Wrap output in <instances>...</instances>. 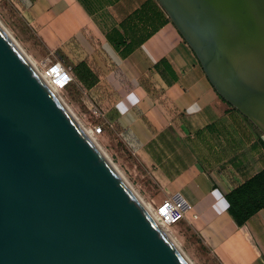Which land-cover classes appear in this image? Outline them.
I'll return each mask as SVG.
<instances>
[{
    "label": "water",
    "instance_id": "water-1",
    "mask_svg": "<svg viewBox=\"0 0 264 264\" xmlns=\"http://www.w3.org/2000/svg\"><path fill=\"white\" fill-rule=\"evenodd\" d=\"M264 134V0H159ZM0 264H188L0 27Z\"/></svg>",
    "mask_w": 264,
    "mask_h": 264
},
{
    "label": "crops",
    "instance_id": "crops-1",
    "mask_svg": "<svg viewBox=\"0 0 264 264\" xmlns=\"http://www.w3.org/2000/svg\"><path fill=\"white\" fill-rule=\"evenodd\" d=\"M11 1L139 146L159 194L192 205L187 220L217 260L264 264V208L240 226L227 200L264 172V134L217 92L159 0Z\"/></svg>",
    "mask_w": 264,
    "mask_h": 264
},
{
    "label": "rangeland",
    "instance_id": "rangeland-1",
    "mask_svg": "<svg viewBox=\"0 0 264 264\" xmlns=\"http://www.w3.org/2000/svg\"><path fill=\"white\" fill-rule=\"evenodd\" d=\"M0 21L23 50L38 62V65L46 60L51 61L50 64L43 67V70H47L49 65L57 62H61L69 68V60L66 56H62L61 60L43 48L34 28L11 0H0ZM58 92L85 127L96 137L98 144L127 180L147 202L160 204L172 196L171 194H159L160 187L153 173V168L143 160L139 146L130 136L107 122L99 106L93 102L86 87L74 79L65 89ZM96 111H99V114L95 113ZM94 125L101 126L103 128L102 133L95 135L91 131ZM173 233L194 264H221L193 229L187 220V216L173 226Z\"/></svg>",
    "mask_w": 264,
    "mask_h": 264
},
{
    "label": "bare ground",
    "instance_id": "bare-ground-1",
    "mask_svg": "<svg viewBox=\"0 0 264 264\" xmlns=\"http://www.w3.org/2000/svg\"><path fill=\"white\" fill-rule=\"evenodd\" d=\"M0 27L3 31L7 34V36L11 39V41L15 44L18 50L22 53L24 58L29 62V64L33 67V69L37 72L40 78L44 81L47 85L49 90L62 102L65 108L69 111V113L73 116L75 121L78 123L82 131L86 134L88 139L94 144L100 154L104 157V159L112 166L114 171L119 175V177L123 180L126 184L128 189L132 192L133 196L137 199V201L142 205V207L146 210V212L150 215V217L154 220L157 226L163 231V233L167 236L170 240L172 245L175 249L180 253V255L185 259L188 264H194L191 258L184 252L180 244L178 243L174 233L173 227L167 226L163 223L162 219L159 217L157 213V209L154 208L152 203L147 202L139 193L138 191L132 186V184L127 180L124 174L120 171V169L116 166V164L111 160V158L107 155V153L103 150V148L98 144L96 137L85 127V125L81 122V120L77 117V115L69 108L66 102L63 100L61 95L58 91L61 89L57 85V82H65L67 80V74L64 69L61 68L60 72L58 73L57 78L48 77L46 70H43L45 65L44 62L39 63L34 60L30 55H28L23 48L19 45V43L15 40V38L9 33V31L5 28V26L0 21Z\"/></svg>",
    "mask_w": 264,
    "mask_h": 264
},
{
    "label": "trees",
    "instance_id": "trees-1",
    "mask_svg": "<svg viewBox=\"0 0 264 264\" xmlns=\"http://www.w3.org/2000/svg\"><path fill=\"white\" fill-rule=\"evenodd\" d=\"M264 172L227 195L229 212L238 225H243L264 208Z\"/></svg>",
    "mask_w": 264,
    "mask_h": 264
},
{
    "label": "built area",
    "instance_id": "built-area-1",
    "mask_svg": "<svg viewBox=\"0 0 264 264\" xmlns=\"http://www.w3.org/2000/svg\"><path fill=\"white\" fill-rule=\"evenodd\" d=\"M50 60H46L44 66L50 64ZM64 69L67 74V80L65 82H57V85L61 90L65 89L69 83L74 81L73 76L69 68L64 66L63 63L57 62L49 65L46 73L48 77H54L55 79L58 76L60 70ZM95 113L99 114V111ZM95 135L102 133L103 128L101 126L94 125L91 129ZM154 204V208L157 209L159 217L162 219L163 223L167 226L173 227L179 220L185 218L189 212L192 210V205L181 195L176 194L175 196L169 197L160 204Z\"/></svg>",
    "mask_w": 264,
    "mask_h": 264
}]
</instances>
